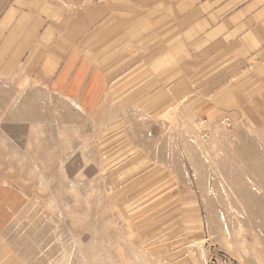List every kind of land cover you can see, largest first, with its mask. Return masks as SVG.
<instances>
[{"label": "rangeland", "instance_id": "rangeland-1", "mask_svg": "<svg viewBox=\"0 0 264 264\" xmlns=\"http://www.w3.org/2000/svg\"><path fill=\"white\" fill-rule=\"evenodd\" d=\"M175 24L89 41L76 96L0 73V264H264V62L200 63Z\"/></svg>", "mask_w": 264, "mask_h": 264}, {"label": "crops", "instance_id": "crops-1", "mask_svg": "<svg viewBox=\"0 0 264 264\" xmlns=\"http://www.w3.org/2000/svg\"><path fill=\"white\" fill-rule=\"evenodd\" d=\"M70 9L41 0H21L8 9L0 19V73L19 72L18 78L35 74L44 80L42 72L52 65L49 85L53 93L76 96L77 80L95 63L87 50L89 41L147 29L152 40V31L162 19L168 30L176 22L182 33L181 47L187 53L191 49L200 63L216 58L264 62V0H105L99 6ZM129 16H138L142 23L129 25ZM81 47L85 52L76 58ZM145 47L152 49L147 43ZM87 76L85 95H96V75Z\"/></svg>", "mask_w": 264, "mask_h": 264}]
</instances>
